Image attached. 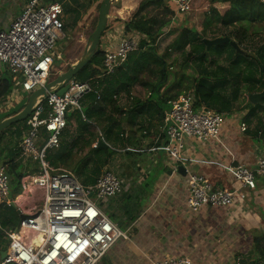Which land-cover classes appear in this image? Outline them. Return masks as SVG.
I'll return each mask as SVG.
<instances>
[{
    "label": "built area",
    "instance_id": "2783aa9c",
    "mask_svg": "<svg viewBox=\"0 0 264 264\" xmlns=\"http://www.w3.org/2000/svg\"><path fill=\"white\" fill-rule=\"evenodd\" d=\"M167 1L175 11L172 20L191 12L192 0ZM259 1L264 3V0ZM2 8L0 0V73L9 71L13 76L12 93L7 98L15 96L20 100L47 84L57 57L56 44L60 35L65 37L61 20L63 7L57 0H26L21 13L8 26L2 23ZM138 47L136 38H122L116 50L105 52L100 75L87 81H69L65 93H49L32 111L18 145L24 177L22 191L14 199L7 167L0 166V228L5 206L14 207L17 214L24 217L16 228L7 232L9 244L0 252V264H100L118 241L129 239L128 232L102 209L104 203L123 193V181L105 168L94 184L85 185L73 173L53 168L47 160V152L60 146L68 127V111H81L82 101L87 96L101 99L102 80L125 64ZM228 116L205 106L195 107L194 93H185L171 101L166 114L167 142L163 151L179 165L190 161L184 155L186 140L220 143ZM241 130H247L245 123L241 124ZM28 160L37 162L39 170L30 171ZM224 169L239 182L238 188L215 187L205 175L186 168L190 210L198 212L203 206L232 208L245 198L243 189L255 190L257 177H264V158L255 169L243 164H232ZM2 252L6 253L4 258ZM151 264L195 263L187 258H166ZM234 264L242 262L238 260Z\"/></svg>",
    "mask_w": 264,
    "mask_h": 264
},
{
    "label": "crops",
    "instance_id": "0c3cea01",
    "mask_svg": "<svg viewBox=\"0 0 264 264\" xmlns=\"http://www.w3.org/2000/svg\"><path fill=\"white\" fill-rule=\"evenodd\" d=\"M23 7L12 19L10 14L3 12V7L2 23L8 26L21 13ZM138 7L139 5L118 0V17L114 18L115 22L111 24L108 18V28L100 40L102 50L105 52L116 50L118 42L124 37L138 38L135 34L125 32V23L131 19ZM221 7L223 13L229 5L221 4ZM199 10L178 15L177 19L175 18L177 21L171 25L186 26L180 24L179 20H194L198 18ZM134 97L135 94L130 93V100ZM120 99L117 109L125 112L130 108L131 102L125 103ZM248 101L243 102V98H240L235 103L233 112L229 114L222 128L220 143L202 144L187 139L184 155L190 161L180 165H185L190 172L205 175L215 187L238 188L239 182L224 169L225 166L243 164L255 169L258 161L264 158V135L261 134L264 115L259 108L248 107ZM89 105L90 103L85 102L82 110L83 108L86 110ZM237 105H240L239 109ZM169 108L165 111L163 121L158 119L157 114L151 118L147 117L148 128L145 132L139 131V127L135 128L132 134L134 139L127 141L126 148H118L123 142L116 143V139H111L110 144L117 146V153L123 155L133 151H144L149 154L148 159L152 161L147 168L154 164L157 169L165 168L164 175L157 176L158 180L154 184L146 181L145 172L141 175L126 168L119 169L117 177L123 181V193L109 200L107 210L103 211L111 219H113L111 215H120L122 211L126 214L123 221L129 222L133 214L131 209L129 210L127 200L134 189L140 191L136 200L144 203L140 205L139 212L134 213L135 220L124 230L128 232L129 239L118 241L100 264H151L166 258H187L195 264H234L238 260H241L242 264H264V256L261 255V252H264V239L256 240L264 236V177H257L255 190L243 189L245 198L238 200L230 209L203 206L198 212L190 210L187 206L188 176L178 174L179 164L163 151L167 142L165 126ZM112 115L115 123L123 118V115L116 113L115 110ZM242 123L247 125L245 132L241 130ZM112 126L117 133L119 126ZM107 127L108 125L102 131L97 130L103 141ZM71 132L74 134L75 129ZM128 133L127 130L126 135ZM138 170L140 172L141 169Z\"/></svg>",
    "mask_w": 264,
    "mask_h": 264
},
{
    "label": "trees",
    "instance_id": "16d2710c",
    "mask_svg": "<svg viewBox=\"0 0 264 264\" xmlns=\"http://www.w3.org/2000/svg\"><path fill=\"white\" fill-rule=\"evenodd\" d=\"M208 2L211 6L214 4L229 5V9L222 15L214 12L216 21H218L217 24L225 29L231 28L229 34L223 36L229 37L245 52L243 54L237 53V50L232 48L229 43L207 49L204 41L206 40L205 33L200 36L199 32L191 27L173 26L171 35H174V40L167 49L170 52H179L182 57L186 55L183 67L186 63L195 61L198 63L199 69L201 66L202 68L197 69L200 75L197 78H192V81L186 77L191 82L186 85H183L184 80L182 79L185 78L182 72L179 82L172 83L171 88H169V91L178 88L176 94L165 93L170 80L167 63L169 52L163 55L159 54L158 43L165 34V28L172 24L175 11L167 0H143L131 19L125 23L126 34H135L140 40L138 50L131 53L125 64L120 66L114 74L102 80L101 99L98 100L94 95L86 97L87 102L90 103L86 110L85 108L82 110V101L81 112L74 113H77L76 116L78 117L74 134L66 129L61 137L60 146L47 152V160L53 168L71 172L83 184L92 185L109 165L110 158L115 153L114 150L109 153V148L97 147L98 142L102 140V136L98 134V129L102 131L108 125L103 135L106 144H110L113 138L118 143L123 142L122 144L127 146V141L134 139L132 134L135 128L139 127L141 132L146 131L145 129L148 128L146 126L147 117L151 118L157 114L158 119L163 121L169 103L187 92L194 93L195 107L205 106L221 113L230 114L242 94H258L264 91V42L258 46L256 53H249V50L241 47L250 39L248 30L251 25L260 23L264 26V3L259 0H192L191 13L202 9ZM154 8L161 9L162 12L148 16L149 14L146 12ZM107 28L106 25L105 32ZM229 47L233 49V54L229 53ZM209 55L218 58L226 55L225 61L228 65H217L215 70L208 71ZM104 57L105 51L101 49L100 41L97 53L79 73V75L85 73V79L76 80L87 81L100 75ZM145 72L151 74L153 80L141 81V75ZM135 84H140L150 90L148 98L144 101L132 98L133 101L127 111L118 110L117 104L121 95L128 96ZM12 87V81L0 80V102L5 101L12 93ZM247 106L259 108L264 112V99L257 105L248 101ZM114 110L123 115V118L116 123L113 121L112 115ZM25 123L27 124V121ZM112 125L119 126L120 129L117 133ZM123 126L124 128H122ZM26 130L17 129L13 125L0 134L1 153H5L2 147L8 136L14 143V146L8 149L9 153L7 152L10 155L9 160L6 159V162L3 163L7 167V173L11 180L12 199L16 198L22 191L21 180L24 177V168L20 170V166L23 165L19 160L18 145ZM127 130L129 131L128 135H126ZM119 133L120 135H118ZM261 134L264 135V125ZM94 144L96 145L95 148L93 147ZM79 151L80 153H78ZM84 151H86L85 154H83ZM260 239H264V236L256 240L259 241ZM261 253L264 256V252Z\"/></svg>",
    "mask_w": 264,
    "mask_h": 264
},
{
    "label": "rangeland",
    "instance_id": "374dc122",
    "mask_svg": "<svg viewBox=\"0 0 264 264\" xmlns=\"http://www.w3.org/2000/svg\"><path fill=\"white\" fill-rule=\"evenodd\" d=\"M57 1L61 3L63 7V15L61 17V20L64 23L65 37L60 35L61 39L58 40L56 44L57 48L55 49L54 54L57 57L55 58L54 66H53L52 72L50 73L47 79V82L55 80L60 74L66 72L69 68H71L72 65L76 64L81 59L87 47L89 46L93 33L95 32L97 28L98 21H99V6L103 2V0H57ZM141 1L142 0H122V2H128L131 5H139ZM1 2L3 3V7H4L3 12L4 13L7 12L8 14H10V17H11L10 19H12L19 13L20 9L25 4L26 0H1ZM117 2L118 0H112V5L109 11V17H108L110 20L109 21L110 24L112 22H115L114 18L118 17ZM222 11L223 9L221 7V4L219 6L218 4H214L211 6V4L208 2L204 6V9L202 7L201 11L199 12L198 18L194 20H189V21L188 19H186V21L179 20V23L186 24V26L188 27L193 26L194 27L193 29H196L197 32H199L200 36L202 35V33H205L204 36H206V39L208 40L222 38V37H225L223 35L229 34V32L232 30L231 28L225 29L220 24H217L218 21H216V16L214 15V12L220 15ZM161 12H162L161 9L154 8V9H149V11H147L146 13L149 14L148 16H152V15L160 14ZM176 19L173 21L176 22L177 21ZM187 22H189L190 24L188 25ZM205 22L207 23L205 24ZM173 26L175 25H171L170 27L165 28L164 30L165 34L163 35V37L160 39L158 43L159 54L163 55L164 53L169 52L167 63L169 66L168 72L170 73V80L168 82L169 85L168 87H166V91L164 92L165 93L169 92L170 95L176 94V91L178 90V88H174L171 91H169V88H171L172 83L179 82L181 75L183 73H184V78H185V79H182L184 80L183 85L190 84L191 83L190 81H192V78H197L200 75V72L198 70L202 68L201 66V68L199 69L198 63L195 61L186 63L185 67H183V63L185 61L186 55L182 57V55H180L179 52H174V51L170 52L167 49L169 44L174 40V35H171V28ZM248 34L250 36V39H248L247 42L244 43L241 47L244 48L245 50L246 49L249 50V53H256L258 46H260L264 42V26H262V24L260 23H255L249 27ZM137 40L138 42L140 41L139 38H137ZM230 46L236 49L235 46H233L231 43H230ZM231 47H229V53L233 54L234 51ZM238 52L239 51H237V53ZM244 52L245 51L241 49V53L243 54ZM245 55L248 56V54H245ZM225 56L218 58L217 56L209 55L208 64H207L208 71L215 70L217 65L227 66L228 63L225 61L226 60ZM249 58H252V57H249ZM0 76L2 77V79H6L9 81H12V77H13L9 71L0 73ZM186 77H188L191 80L188 81ZM75 79L84 80L85 73H82L80 75L78 74L75 77ZM151 80H153V76L149 74L148 72H145L141 75V81L146 82V81H151ZM19 82H21V80H19ZM17 90H20V88L17 87ZM149 92L150 90L146 89L140 84H135L131 91V93L135 94L134 100L146 99L149 96ZM240 98L241 99L243 98V102H247L248 94L246 95L242 94ZM120 100L122 102L124 101L125 103H128V102L130 103L133 101V100H130V94L128 96L125 94H122ZM19 101L20 100L16 98L15 96H10V98H7L5 101L0 102V112L9 110L13 106H15ZM85 102L87 103L86 98H84L83 104ZM238 107H240V105H237V108ZM75 112H77V110H75L74 112L72 110L68 111L69 118L67 120L68 121L67 129L69 132H71L72 129H74L77 123L78 117L76 116L77 113L74 114ZM262 113L264 115L263 111ZM14 126L20 130L27 129L25 121L18 122ZM41 132H42V136L46 135L43 129L41 130ZM118 135H120V133ZM12 141L13 140L11 139V137L8 136V139L5 141L2 147L5 150V153L3 154L0 152V164L6 162V159L7 161L9 160L10 155L8 154L9 153L8 149L14 146V143ZM116 143H118L117 140H116ZM43 144L44 143H42V145ZM125 146L126 145L121 144L118 148H123V147L126 148ZM93 147L95 148L96 145L94 144ZM118 148L117 146L115 147L112 144H109L108 152L112 153L114 150L115 153L112 154L109 165L106 167L107 169L111 170L116 176H119L118 171L119 169H122V168H126L130 170L132 173H135V172L136 174L141 173V175L143 172H145V174L147 175L146 181H148L149 184H154L158 180L157 176L159 177V176L164 175L165 167L163 169H159V168L157 169L154 164L151 168H147L148 164L152 162L148 159L149 154L147 152L133 151L128 154L123 152L125 154L121 155L119 152H118L119 154L117 153ZM78 153H80V151ZM85 153L86 151H84L83 154ZM26 164L30 167V171L39 170L38 163L33 160H28ZM22 168L24 167L20 166V170ZM138 169H141L140 172ZM139 193L140 191L138 189H134L131 196L127 200L129 203V210L131 209V213L133 214L129 222L123 221V219L126 217V214L122 211L120 215L118 214L111 215L112 218L116 222H118L119 227L123 231L128 228V226L132 223V221H134V218H135L134 213L136 212L138 213L140 205L144 203V202L142 203L140 200H136V196L139 195ZM115 198H112V199H115ZM108 202L109 200L103 204V210L104 209L107 210ZM134 208H135V212H134ZM130 217H131V214H130ZM2 222H1V228H0V252L1 250H6L9 244L7 232L10 229L13 230L14 227L18 226L20 223V216L17 214V211L15 210V208L9 207V206H5L3 208ZM236 253L237 251L234 252V256H236ZM0 261H1V255H0Z\"/></svg>",
    "mask_w": 264,
    "mask_h": 264
},
{
    "label": "water",
    "instance_id": "95a60500",
    "mask_svg": "<svg viewBox=\"0 0 264 264\" xmlns=\"http://www.w3.org/2000/svg\"><path fill=\"white\" fill-rule=\"evenodd\" d=\"M46 1H54V0H46ZM112 0H103L100 12H99V21L95 32L91 37V41L86 51L84 52L81 59L74 65L71 66L66 72L60 74L55 80L49 81L44 88H41L35 92H33L29 96H24L20 101L10 108L7 111L0 112V134L4 132L6 129L11 126L17 124L18 122L27 121L32 111L36 108L37 105L42 103L47 97L49 93H59L63 94L66 92L67 83L74 79L82 69H84L92 60V58L97 53V46L101 40L103 33L105 32L109 11L111 9ZM120 5V2L119 4ZM208 49L212 46H220L222 44H232L235 46L237 51L241 53L240 47L232 42L229 37H222L213 40H204ZM91 44V45H90ZM264 99V91L258 94H249L248 100L252 104H258L260 101ZM97 147L108 149L109 146L103 141L100 140L97 144ZM112 151V150H111ZM110 151V152H111ZM177 172L183 177L187 176V170L184 165H179L177 167ZM14 208V207H13ZM20 216V221L23 220V216ZM6 256L5 252H2V258Z\"/></svg>",
    "mask_w": 264,
    "mask_h": 264
},
{
    "label": "clouds",
    "instance_id": "9594fccd",
    "mask_svg": "<svg viewBox=\"0 0 264 264\" xmlns=\"http://www.w3.org/2000/svg\"><path fill=\"white\" fill-rule=\"evenodd\" d=\"M191 13V12H190ZM189 14V13H188ZM184 15V14H183ZM104 34V33H103ZM103 36V35H102ZM75 79V78H74ZM73 80V79H72ZM48 83V82H47Z\"/></svg>",
    "mask_w": 264,
    "mask_h": 264
}]
</instances>
